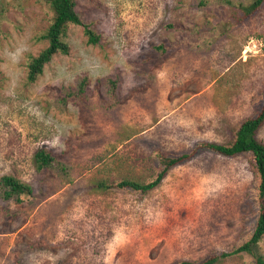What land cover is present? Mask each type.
Wrapping results in <instances>:
<instances>
[{
	"label": "rangeland",
	"instance_id": "1",
	"mask_svg": "<svg viewBox=\"0 0 264 264\" xmlns=\"http://www.w3.org/2000/svg\"><path fill=\"white\" fill-rule=\"evenodd\" d=\"M75 1L99 43L71 25L70 52L29 83L26 62L46 45L38 37L52 10L43 0H0V176L33 190L20 202L0 195V264H176L244 242L258 211L248 154L199 150L144 194L97 183L148 179L158 150L232 140L264 99V8L234 26L199 0ZM160 42L176 44L162 52ZM84 77L89 104L71 98L61 106L63 89ZM257 136L264 141V125ZM43 147L66 172L37 169ZM258 250L264 254V237Z\"/></svg>",
	"mask_w": 264,
	"mask_h": 264
},
{
	"label": "trees",
	"instance_id": "2",
	"mask_svg": "<svg viewBox=\"0 0 264 264\" xmlns=\"http://www.w3.org/2000/svg\"><path fill=\"white\" fill-rule=\"evenodd\" d=\"M52 10V20L48 28L38 37L45 41L46 45L36 55H29L26 62L27 81L33 83L38 80L44 71V67L53 57L59 53L68 54L70 44L66 40L68 29L73 24H80L84 28V34L90 44H97L101 36L85 23L76 10L75 0H43ZM199 6H217L220 9L221 20L228 25H240L262 11L264 0H199ZM223 13V14H222ZM168 29L187 32L182 26L174 23L166 24ZM176 43L160 42L155 45L158 51L166 52ZM87 77L82 78L74 88H64L59 98L61 106H65L69 99L74 98L89 104ZM112 89L110 94V106L117 102L116 81L110 80ZM264 125V99L258 112L244 119L238 126L232 140L225 143L202 141L192 150L180 153H167L161 150L155 152L157 167L148 179L114 178L101 180L97 187L103 190L115 189L134 193H148L155 189L169 172L176 166L190 161L199 150H208L226 157H234L240 154H248L253 160L254 169L258 179L257 184V216L255 227L251 236L244 242L235 245L226 251L215 250L199 260L183 259L176 264H217L230 257H248L251 264H264V254L258 250V244L264 237V141L258 139V131ZM38 170L45 168L66 172L64 164L55 157L47 148L39 149L35 154ZM32 187L26 181L10 174L0 176V195L5 200L20 202L23 195H31Z\"/></svg>",
	"mask_w": 264,
	"mask_h": 264
}]
</instances>
